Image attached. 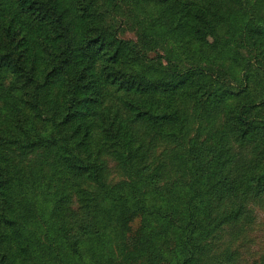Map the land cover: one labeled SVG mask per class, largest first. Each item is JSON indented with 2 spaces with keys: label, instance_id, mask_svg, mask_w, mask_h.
Segmentation results:
<instances>
[{
  "label": "trees",
  "instance_id": "16d2710c",
  "mask_svg": "<svg viewBox=\"0 0 264 264\" xmlns=\"http://www.w3.org/2000/svg\"><path fill=\"white\" fill-rule=\"evenodd\" d=\"M261 204L264 0H0V264H239Z\"/></svg>",
  "mask_w": 264,
  "mask_h": 264
},
{
  "label": "rangeland",
  "instance_id": "374dc122",
  "mask_svg": "<svg viewBox=\"0 0 264 264\" xmlns=\"http://www.w3.org/2000/svg\"><path fill=\"white\" fill-rule=\"evenodd\" d=\"M127 37H135L131 32ZM163 63V61L161 60ZM233 248L237 250L239 264H253L264 254V204L256 205L251 224L238 239Z\"/></svg>",
  "mask_w": 264,
  "mask_h": 264
}]
</instances>
